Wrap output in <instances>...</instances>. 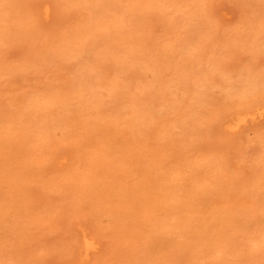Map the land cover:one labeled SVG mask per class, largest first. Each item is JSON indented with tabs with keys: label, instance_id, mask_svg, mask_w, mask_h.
I'll return each instance as SVG.
<instances>
[{
	"label": "rangeland",
	"instance_id": "1",
	"mask_svg": "<svg viewBox=\"0 0 264 264\" xmlns=\"http://www.w3.org/2000/svg\"><path fill=\"white\" fill-rule=\"evenodd\" d=\"M0 264H264V0H0Z\"/></svg>",
	"mask_w": 264,
	"mask_h": 264
},
{
	"label": "bare ground",
	"instance_id": "2",
	"mask_svg": "<svg viewBox=\"0 0 264 264\" xmlns=\"http://www.w3.org/2000/svg\"><path fill=\"white\" fill-rule=\"evenodd\" d=\"M87 241H88V240H87ZM87 241H86V242H87ZM89 247H90V246H89ZM89 247H88V249H89Z\"/></svg>",
	"mask_w": 264,
	"mask_h": 264
}]
</instances>
